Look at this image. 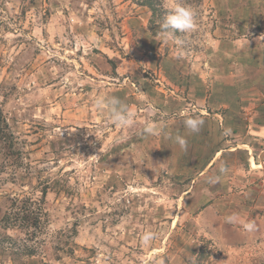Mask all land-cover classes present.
Masks as SVG:
<instances>
[{
	"label": "rangeland",
	"instance_id": "obj_1",
	"mask_svg": "<svg viewBox=\"0 0 264 264\" xmlns=\"http://www.w3.org/2000/svg\"><path fill=\"white\" fill-rule=\"evenodd\" d=\"M145 2L0 0V264H188L203 246V264H264V0H166L196 12L195 29L167 41L165 0H154L156 15ZM202 70L204 92L218 87L233 117L203 176L200 159L175 163L182 149L165 135L175 111L209 110L186 83L182 107L170 105L177 73L187 82ZM110 96L136 113L132 127L96 106ZM146 123L160 134L141 135ZM208 135L194 155L217 140ZM221 164L227 189L209 182ZM28 197L38 230L12 206ZM145 231L157 233L148 245Z\"/></svg>",
	"mask_w": 264,
	"mask_h": 264
},
{
	"label": "clouds",
	"instance_id": "obj_2",
	"mask_svg": "<svg viewBox=\"0 0 264 264\" xmlns=\"http://www.w3.org/2000/svg\"><path fill=\"white\" fill-rule=\"evenodd\" d=\"M166 14L163 18V22L160 24L161 33L164 40L167 41L175 36L177 32L188 33L196 27V12L189 6H185L182 3H177L174 6L168 8L167 2ZM95 104L98 108L106 112V119L110 121L116 127L127 129L134 125L136 113L132 108L122 101L117 96L110 97H98L95 100ZM204 125V120L199 115L186 116L183 120V126L189 134L197 133ZM162 129L157 128L151 123H146L141 129V135L153 136L160 134ZM231 128H224L222 135H231ZM168 139L178 144L184 151L187 150V139L185 136L179 133L173 135L172 133H165ZM228 171L227 167L221 164L219 172L224 174ZM220 176H214L209 179L212 184L218 183ZM225 222L232 225H240L245 232L252 233L257 230V225L254 221H245L238 214H229L225 217ZM157 237V233L153 231H145L141 236V242L144 245H148Z\"/></svg>",
	"mask_w": 264,
	"mask_h": 264
},
{
	"label": "crops",
	"instance_id": "obj_3",
	"mask_svg": "<svg viewBox=\"0 0 264 264\" xmlns=\"http://www.w3.org/2000/svg\"><path fill=\"white\" fill-rule=\"evenodd\" d=\"M192 69L193 70L196 69V66L193 65ZM176 77H177V80H176L177 84L174 86L175 89L174 90L171 89V91L173 93H176L177 96H176V98H174V100H170V105L175 106L177 109L182 107V104L184 103L183 101H184L185 97H182V95H181L182 92H181L179 86H180L181 83L182 84L186 83L188 86H190V88H191L190 90L191 91L195 90V95H196L197 100L206 101L209 104V106H210L209 110L208 109L205 110V109L198 108L197 114L195 113V115H199L204 120V125L201 127V129H202L201 131L202 132L199 131L197 133L189 134L188 131L184 128L183 120H184V118L186 116H188V114L185 113L184 109L182 110L181 114H179L177 111H175L174 112L175 116L178 115L180 118L175 119V118L172 117L173 115H171V122H170V123H172V125L175 126V127H172V130H173L172 134L175 135V134L179 133L180 135L185 136L186 139H187V142H188L187 143V148H190V151L182 150L181 153L179 154L178 158H173L175 163H177V165L189 164V166H190L191 165L190 162H191L192 158H193V160L200 159L199 163H200L201 169L198 171V175L201 174V176H203L204 175L203 173L206 171V169L209 168V166L212 165L216 161V159H217V161L214 164H217L219 162V160L221 159V157H222L221 153H223L222 151H225V149H222V146L225 144V142L222 143L223 145L222 144L220 145L222 139L219 138V135H220L219 133L221 132V129L233 128L229 124H228L229 125L228 127L224 124L226 122V120L227 121L229 120V119H227L228 117L230 119L233 118V117L224 115V114H222L220 112V107H222V105H226L225 104L226 100H225V98L223 100L220 99V96H222V95H221L220 91H218V87L217 86H216L217 89H214V91L212 93H210V94L207 93V92H204L203 85L207 81L206 78H205L204 70H202L201 72L192 71V74H190V76L186 77V81L187 82L181 81L180 78L182 77V74H180L179 72L177 73ZM196 89H200V90H196ZM215 93H217V95H218V98H216V100H215ZM189 94H190V92H189ZM188 97L190 98V96H188ZM211 105H213L214 107L211 106ZM211 107H212V109H211ZM184 108H186V107H184ZM237 108H238V106L236 105V109ZM236 109H234V111L237 112L238 110H236ZM191 116H192V114H191ZM163 123H165V122H163ZM157 125H158V122H157ZM255 125H257V124H255ZM254 126H252V129L254 128ZM262 126H263V124L261 123V125L260 124L257 125V128L255 127L257 133L262 130L261 129ZM212 131L214 132L215 137L217 136V140L213 141L212 146H211V144H209V146L211 148L210 147L205 148L207 151L204 154H202L201 156L200 155H194L196 153L195 150L199 149L200 145L203 142H205L206 140L208 141V139H210V137L208 135V132H210V134H211ZM200 132H201V134H200ZM202 133H205L206 135L205 136H201V135H203ZM172 147H173V149H181L180 146L178 144L174 143L173 140H172ZM236 150L237 149L235 148L232 151H236ZM219 176H220L219 183H220L221 187L227 189L226 174H223V175L220 174ZM208 187L210 188V186H208ZM221 187H219V188H221ZM195 188H196V184H194L191 187L190 192H192L193 189L195 191ZM209 188H208V191H205L206 187L205 188L203 187V188H201V192H211L212 190L211 189L209 190ZM247 192H251V190H248Z\"/></svg>",
	"mask_w": 264,
	"mask_h": 264
},
{
	"label": "trees",
	"instance_id": "obj_4",
	"mask_svg": "<svg viewBox=\"0 0 264 264\" xmlns=\"http://www.w3.org/2000/svg\"><path fill=\"white\" fill-rule=\"evenodd\" d=\"M146 5H148L149 7H151L152 13L153 15H156V13L158 12L157 10V3L154 2V0H146L145 2ZM2 137V136H1ZM49 186H46L44 188V190L42 191L43 194V198H41L42 201H45L44 197L47 194V189H57V186L59 185L57 181H53L51 183H48ZM30 198H25L23 200H20L18 202L13 201L12 206L15 205V208L18 206V211H16L18 214L22 213V227H25V229H30L33 228V230H38L40 224V218L36 215V213L33 211V209H31L30 206ZM1 221H5L8 224H11V217L8 213H6L5 215H3L1 217ZM7 228V227H3ZM28 252H26V255L33 257L36 253V250L34 248H30L29 250H27ZM207 250L206 247H201L199 253L197 254V257H195L194 260H191L188 262V264H203L204 259L207 257ZM16 256L20 257L22 255H20V253H15Z\"/></svg>",
	"mask_w": 264,
	"mask_h": 264
},
{
	"label": "water",
	"instance_id": "obj_5",
	"mask_svg": "<svg viewBox=\"0 0 264 264\" xmlns=\"http://www.w3.org/2000/svg\"><path fill=\"white\" fill-rule=\"evenodd\" d=\"M263 157H264V154H263ZM262 164H263V160H262Z\"/></svg>",
	"mask_w": 264,
	"mask_h": 264
}]
</instances>
